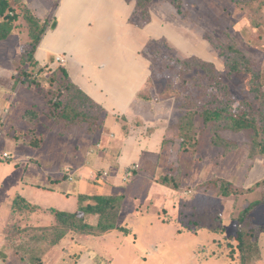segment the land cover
<instances>
[{"label":"rangeland","instance_id":"obj_1","mask_svg":"<svg viewBox=\"0 0 264 264\" xmlns=\"http://www.w3.org/2000/svg\"><path fill=\"white\" fill-rule=\"evenodd\" d=\"M11 1L16 3L15 13L20 18L16 20L17 27L9 41L14 40L10 42L11 48L21 60L15 65L17 73L11 96L1 105V242L6 239L5 229L17 223V219H11L17 216L13 206H24V200L40 202L45 208L75 212L79 207V192L100 194V188L94 190V185L90 190H79L83 180L64 181L65 167L74 169L89 157H96L97 154L88 156L87 153L105 140L100 129L90 133L88 123L65 128L58 119L65 106L68 105L73 113L80 112V117H100L98 122L102 126L106 124L102 111L97 114L95 106L82 98L85 105L81 104L77 92L66 88L67 82L60 72L53 74L50 69L35 68L26 60L32 49L29 23L24 17L26 10L51 29L60 0ZM28 2L37 10L49 8L47 16L43 18L45 11L40 13V9L41 18L38 17L28 7ZM119 5L123 21L129 28L127 48L130 52L141 50V100L156 102L161 106L163 117H172L170 141L159 158L141 164L142 171L147 172L145 177L150 182H160L165 175L173 177L179 186L174 191L177 192L176 208L180 210L178 228L182 231L166 223L159 222L156 226L154 213L142 215L137 211L131 215V207H128L119 222L129 225L130 237L121 241L112 236L95 240L97 263L191 264L204 259L205 264H229L227 259H211L213 251L218 254L217 241L222 240L218 231L222 226L237 227L241 212L250 200L230 209V217L236 221L224 226L222 214L219 217L218 197L253 194L255 191L245 193L252 188L250 183L236 187L230 179H242L264 158L253 151L249 132H232L223 122L218 132L226 145L212 146L210 137L216 128L213 125L204 127L199 117L184 116L215 100L232 110L247 107L245 101L256 104L255 98L246 91L249 76L233 73L228 58L236 56L230 52V47H234L242 53L238 55L239 63L248 62L253 71H262L264 77V0H119ZM190 60L207 63V70L199 73L196 68L189 67ZM212 72L215 77L210 76ZM169 85L177 89V95L164 98L161 91ZM181 121L189 123L185 130L195 131V139L186 148L180 147L181 139L177 138ZM258 121L263 124L260 118ZM116 134L121 133L116 131ZM121 139L118 137L116 144ZM4 154L11 155L12 160H4ZM251 154L256 156L251 158ZM155 167L158 170H153ZM63 184L69 193L63 191ZM81 186L87 188L85 184ZM226 189L229 196L223 194ZM262 192V189L257 192L258 199ZM247 222L244 221V225ZM201 228L204 232L195 235ZM84 254L82 251L79 258ZM83 260H87V256Z\"/></svg>","mask_w":264,"mask_h":264},{"label":"crops","instance_id":"obj_2","mask_svg":"<svg viewBox=\"0 0 264 264\" xmlns=\"http://www.w3.org/2000/svg\"><path fill=\"white\" fill-rule=\"evenodd\" d=\"M28 7L34 10L38 17L41 16L38 12L41 8L37 10L31 7L30 2ZM120 9L119 0H60L55 15L56 28H52L54 25L51 29L47 28L38 45L34 54L35 68H52L54 72L59 66L65 67L71 82L107 113L106 124L102 128L105 140L87 153L88 156L92 154L97 156L89 157L90 159L77 168L72 167L70 173L74 172V177L73 181H69L72 183L83 180L82 184H85L87 188L80 184L79 190H90L94 185V190L100 188L102 192L98 190L100 194L79 192V197L82 195L124 196L118 226L127 229L129 234L131 233L129 225L123 226L119 222L122 213L127 212L128 207H131L129 209L131 215L137 211L142 215L154 213L156 226L159 222L166 223L168 227L182 231L179 229L180 222L177 219L178 212L180 213V210L176 208L177 192L158 182L147 181L145 175L148 174L145 170L142 171L141 164L159 158L167 141H170L168 137H170L172 117H163L161 106L156 102L141 100V50L138 48L130 52L127 48L129 28L123 21ZM49 10V8L41 9L40 13L45 11L43 18L47 16ZM10 42L14 40L0 42V65H2L0 66V115L2 102L10 98V92L14 87L17 73L15 65L21 60L18 53L12 50ZM58 55L67 57L65 65L56 62ZM108 128L111 130L110 133ZM116 131L121 134L117 136ZM118 137L122 139L116 144ZM136 165L139 169L134 176L124 180L126 172ZM254 166L245 176L243 175L242 179L233 178L230 182H234L236 187H243L248 183L251 184L250 187H253L264 179V160L258 161ZM68 168L71 167H65L64 172ZM155 169L157 167L153 170ZM105 173H107L106 176ZM66 188L68 187L64 186L63 191L69 193ZM259 191L260 189L253 194L237 197L232 195L234 199L219 196V217L222 214L224 226L227 222L235 223L236 221L230 217V209L246 200H250V203L259 200L260 198H257ZM46 194L51 193L46 192ZM37 203L40 202L30 203L38 208V213H34L32 219L40 224H34L38 226L55 224L56 218L49 210L58 209L45 208L44 204ZM161 213L164 216H161ZM2 224L0 220V226ZM153 225L151 227H154ZM238 228L239 225L232 229L222 226L218 231L222 235V240L217 239L216 244L219 248L218 254L213 251L211 259H227L229 264H264V205L250 215L244 228L247 232L244 235L246 243L244 250L239 247ZM201 232H204V228L198 230L197 234L193 232L189 234L199 235ZM111 236L117 241L130 237L121 231H113L103 236L71 232L53 251L44 256L43 264H98L95 240H104ZM2 241H0V264H27L8 247L4 239ZM76 249L81 250L74 252ZM82 251L85 253L84 257L87 256V260H83L84 257L79 258ZM204 261V259L192 261L191 264H205Z\"/></svg>","mask_w":264,"mask_h":264},{"label":"trees","instance_id":"obj_3","mask_svg":"<svg viewBox=\"0 0 264 264\" xmlns=\"http://www.w3.org/2000/svg\"><path fill=\"white\" fill-rule=\"evenodd\" d=\"M15 10L16 3L13 1L0 0V42L9 40L16 30V20L20 18V15L16 14ZM26 13L27 14L24 17L29 23V41L32 46L26 60L36 66L34 63V54L47 31V27L42 24L39 19L31 17L29 11L26 10ZM52 28H56V25ZM230 52L235 53L236 56H230V58H228V61L232 65L231 66L229 63L228 66H231L233 73L239 72L249 76L246 91L249 95H252L255 98L258 106H256V104H249V101H245L244 104H246L247 107H240L236 110H232L231 107L224 106L218 103V100H215L214 103L190 111L184 117H199L204 127L207 128L208 126L213 125L216 128L213 136L210 137L212 146L225 147L226 145V143L224 144V141L220 138L218 132L223 122L227 123L226 127L232 132H249L251 135L253 151L256 152L258 156L264 158V77L261 74L263 72L253 71L251 66L248 65V62L242 64L239 63L241 60H239L240 58L238 55L242 54L239 50L230 47ZM26 60L25 63L27 64ZM188 65L189 67L196 68V71L198 70L199 73H203L208 67L207 63L201 61L198 62L196 60H190ZM50 70L52 72V68ZM57 72H60L67 82L66 88L68 90L74 89L77 92V97L82 101L81 104L85 105L84 101H86L87 103L94 105L97 109V114L98 111H102L101 114H103V117H106L107 113L105 110L71 82L65 67L59 66L52 73L54 74ZM210 76L215 77L214 72H212ZM176 90L177 89L173 86L169 85L162 89L161 94H163L164 98H171L177 95L175 94ZM257 108L259 111H257ZM259 118L263 124L259 123ZM58 119L65 128L76 125L82 126L86 123L89 124L90 133H95L97 130H102L103 128L98 122L100 117H80V112L76 111L73 113L70 108L68 110V105L65 106L64 111L59 115ZM188 125L189 123H183V121L179 124L177 138L181 139L180 147L186 148V146L195 139V131L185 130ZM254 156L256 155L251 154V158ZM70 170H72V168H70ZM64 173V180L69 181L70 174L66 171ZM73 173L74 172L71 174ZM157 182L173 190L179 189V186L175 183L173 177L169 175L163 176L160 182ZM258 189L263 190L262 197L259 200L251 202L248 207L241 212L237 239L240 243L239 247L242 250L246 248L244 235H246L247 232L244 230L246 226L244 225V221L247 222L250 215L257 208L264 205V179L245 192L251 193ZM223 194L225 196L230 195L227 189ZM123 201L124 196L122 195H82L79 197V209L76 212H65L55 209L49 210L56 218L55 224L51 226H38L33 223L34 221L32 219L33 214L37 212L38 208L24 200V206H20V204H17V208H14L13 206L12 210H14V213H16L17 216H13L11 219H17L16 221L18 225L16 223L15 225H12L11 228L5 229L6 239L4 241L23 262L27 264H43L44 256L48 252L53 251L71 232L90 236H103L113 231H121L128 234L127 229L118 226L119 214L121 212ZM21 213L24 214L22 215ZM92 218H94V220H92Z\"/></svg>","mask_w":264,"mask_h":264},{"label":"built area","instance_id":"obj_4","mask_svg":"<svg viewBox=\"0 0 264 264\" xmlns=\"http://www.w3.org/2000/svg\"><path fill=\"white\" fill-rule=\"evenodd\" d=\"M56 62L61 64V65H65L67 63V57L64 55H58L56 57ZM4 160H12V156L8 155V154H4V156L2 157ZM139 169V166H133L130 170H128L124 176V180H128L130 178H132L134 176V173L136 172V170ZM70 169H66V172L69 173V181H73V177L74 175L70 173ZM105 176L107 175V173L104 174Z\"/></svg>","mask_w":264,"mask_h":264}]
</instances>
